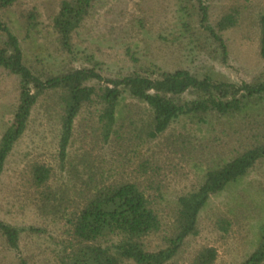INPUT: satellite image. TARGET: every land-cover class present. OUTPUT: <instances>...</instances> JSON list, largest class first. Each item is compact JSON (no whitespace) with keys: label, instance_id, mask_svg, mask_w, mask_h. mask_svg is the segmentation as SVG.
<instances>
[{"label":"rangeland","instance_id":"obj_1","mask_svg":"<svg viewBox=\"0 0 264 264\" xmlns=\"http://www.w3.org/2000/svg\"><path fill=\"white\" fill-rule=\"evenodd\" d=\"M63 1L67 0H18L10 7H0V19L17 38L26 64L39 75L57 76L87 68L103 80H115L129 74L155 78L162 72L185 69L198 79L241 85L264 73L257 29L264 0H216L208 4L207 26L223 38L225 56L200 25L195 0H97L66 51L58 42L53 21ZM236 8V26L218 32L217 21ZM103 80H92L89 85L103 87ZM58 94L47 91L38 97L26 131L6 159L0 177V220L23 230L18 251L9 248L0 233V264H21V260L58 264L60 242L69 238L62 208L69 213L85 203L84 194L96 185L137 180L152 196L160 222V231L146 239V249H164L176 235L178 198L202 184L208 167L264 136L263 106L260 116L210 117L205 123L182 116L151 140L147 138L150 109L123 92L114 128L118 133L105 140L98 122L100 106H84L74 119L68 156L62 161L59 137L63 110ZM18 99L19 78L0 69V139L12 123ZM195 99V94L187 92L179 102ZM143 162L148 164L146 177ZM36 165L50 169L47 186L55 193V208L53 204L51 208L41 205L39 194L45 186L33 182ZM197 228L198 233L187 238L167 264H189L204 247L216 249L214 264H243L261 246L264 160L246 177L210 197L199 213Z\"/></svg>","mask_w":264,"mask_h":264},{"label":"trees","instance_id":"obj_2","mask_svg":"<svg viewBox=\"0 0 264 264\" xmlns=\"http://www.w3.org/2000/svg\"><path fill=\"white\" fill-rule=\"evenodd\" d=\"M17 1L0 0V7H10ZM95 1L67 0L61 3L53 21L58 42L64 50L69 51L73 33L89 16ZM212 1L216 0H195L200 25L219 44L225 56L223 38L207 26L208 4ZM238 13V8L231 9L229 14L218 20L217 31L223 32L236 26ZM257 29L258 55L264 61V13L257 19ZM0 35L4 38L0 41V69L19 78L18 105L11 125L0 139V177L13 146L26 131L38 97L47 91L59 92L58 99L63 110L59 137L62 161L68 156L67 148L73 137L74 119L84 106H100L98 122L105 140L113 133H118L114 128L123 92H128L150 109L147 138L151 140L164 134L182 116L194 123H205L210 117L232 119L236 116H250V113L260 116L264 106V73L254 82L241 85L208 78L198 79L185 69L162 72L155 78L129 74L121 79L103 80L99 74L87 68L70 69L57 76L45 77L26 64L17 38L1 19ZM92 80H103L106 85L91 86L89 83ZM187 92L195 94L196 99L180 104V96ZM253 143L242 152L208 167L202 184L178 198L174 220L176 235L168 240L166 248L157 251H148L145 245L149 236L160 231V222L152 196L147 188L141 186L140 181L92 187L83 196L86 198L85 203L77 204L69 213L65 207L61 210L69 238L60 242L58 264H167L183 242L198 233V216L210 197L222 193L230 184L246 177L257 162L264 160V136ZM147 165L141 163L144 177L147 175ZM32 173L33 182L37 186H45L39 194L41 205L51 208L57 200H54L55 193L47 186L50 169L36 165ZM79 196L82 200V194ZM53 206L57 207L56 204ZM22 230L0 220V233L14 251L19 250ZM29 230L38 231L35 228ZM216 259V249L204 247L189 264H214ZM263 261L264 242L243 264H261ZM20 262L27 264L25 260Z\"/></svg>","mask_w":264,"mask_h":264}]
</instances>
